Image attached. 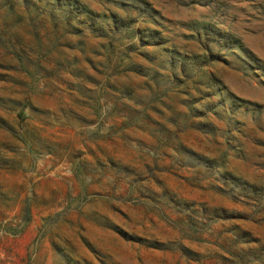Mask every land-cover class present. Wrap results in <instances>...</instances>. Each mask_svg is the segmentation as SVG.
<instances>
[{"label":"rangeland","instance_id":"rangeland-1","mask_svg":"<svg viewBox=\"0 0 264 264\" xmlns=\"http://www.w3.org/2000/svg\"><path fill=\"white\" fill-rule=\"evenodd\" d=\"M0 264H264V0H0Z\"/></svg>","mask_w":264,"mask_h":264}]
</instances>
